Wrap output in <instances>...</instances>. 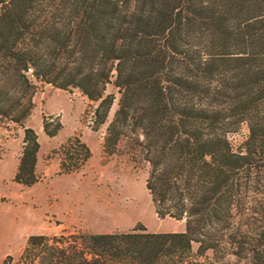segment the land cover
Here are the masks:
<instances>
[{
    "label": "trees",
    "instance_id": "trees-1",
    "mask_svg": "<svg viewBox=\"0 0 264 264\" xmlns=\"http://www.w3.org/2000/svg\"><path fill=\"white\" fill-rule=\"evenodd\" d=\"M44 83L94 103L89 127L105 123L103 152L121 141L137 152L156 217L183 229L32 234L20 260L264 264V0H0V122L22 131L12 180L25 187L40 180L25 120ZM51 121L41 119L48 137L61 128ZM55 151L57 174L90 156L76 136Z\"/></svg>",
    "mask_w": 264,
    "mask_h": 264
},
{
    "label": "rangeland",
    "instance_id": "rangeland-1",
    "mask_svg": "<svg viewBox=\"0 0 264 264\" xmlns=\"http://www.w3.org/2000/svg\"><path fill=\"white\" fill-rule=\"evenodd\" d=\"M106 92L115 93V88L107 85ZM32 103L25 125L33 129L39 143L36 174L40 180L30 187L12 180L22 131L12 123L0 122V264H27L19 255L32 234L124 231L136 224L149 231L183 229L182 221L156 217L144 187L147 165L137 152L123 141L113 153L103 152L105 123L95 130L89 127L94 103L77 89L61 90L45 83L37 84ZM115 107L113 103L107 120ZM42 117L60 122L61 128L54 136L43 133ZM246 134V126L241 125L229 136L231 146L237 148ZM69 136L83 142L90 156L78 171L57 174L59 153L55 150ZM205 254L211 258L210 250ZM212 264L245 263L227 255Z\"/></svg>",
    "mask_w": 264,
    "mask_h": 264
},
{
    "label": "crops",
    "instance_id": "crops-1",
    "mask_svg": "<svg viewBox=\"0 0 264 264\" xmlns=\"http://www.w3.org/2000/svg\"><path fill=\"white\" fill-rule=\"evenodd\" d=\"M39 149V148H38ZM20 154V153H19ZM19 157V156H18ZM37 158H38V151H37V153H36V161H35V165H34V172L36 173V162H37ZM17 163H18V158H15L14 159V162H13V169L12 170H14L15 171V168H16V165H17ZM14 171H13V173H14ZM30 187V186H29ZM55 215V214H54ZM56 217V216H55Z\"/></svg>",
    "mask_w": 264,
    "mask_h": 264
}]
</instances>
